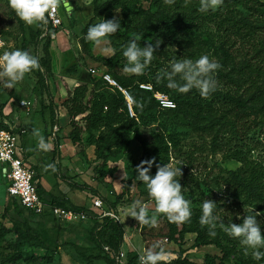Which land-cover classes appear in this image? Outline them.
<instances>
[{
	"label": "rangeland",
	"instance_id": "rangeland-1",
	"mask_svg": "<svg viewBox=\"0 0 264 264\" xmlns=\"http://www.w3.org/2000/svg\"><path fill=\"white\" fill-rule=\"evenodd\" d=\"M78 1L80 5L75 4V9L69 16L62 6L61 0H56L61 24L53 34L50 47L54 75L47 77L50 93L57 104V125L52 130L50 128L49 111L47 108H42L47 101L45 99L42 103L37 94L38 90L35 88L37 78L34 76L33 71L25 74L24 78L14 84L12 88L4 86L6 78H0V106L3 103L6 105L4 110L9 114V126L20 137L22 154L26 157L32 154L35 158V163L28 161V165L37 166L41 185H44L47 181L51 184L50 189L55 192L58 191L60 195L69 191V187L62 180L52 175L47 165V161L52 157L51 149L54 138H57L60 157L55 159V164L60 172L65 177L90 186L108 200L118 202L115 211L118 220H121L125 237L121 248L124 257L121 263L117 262V264H127V258L131 256L139 258V262L135 261L134 264H141L140 258L148 250L162 253L163 260L170 261L176 257L173 251L179 249L177 241L167 240L171 222L165 214L156 212L155 201L144 194L146 185L143 182L141 184L136 182L133 178V173L143 153L140 142V139H143L147 147L152 150L148 159L154 161L151 175L155 174L158 165L179 166L182 174L178 177V182L182 186L183 196L190 202V209L201 211V205L207 199L212 200L217 205L214 210L217 217L214 229L216 234L211 235L209 244L191 248L189 246L193 243L195 233L188 232L185 234L182 247L187 248L184 253L187 259L201 263L205 255H210L215 259V264H236L240 260H252L256 264H264L262 261L254 260L252 250L246 249L238 238L229 236L220 226L221 224L227 226L231 223L242 222V218L250 215L249 211L251 210L242 203L241 199L228 197L224 187H217L211 182L212 178L220 172V169L230 170L240 165L236 160L227 157L226 146H229V144L232 146L235 139H232L224 130H221L217 137L219 149L213 152L211 142L215 135L214 131L202 132L194 129L181 116L166 115L162 110L154 112L153 119L150 115H146L144 119H141L133 112L131 115L128 109V118L133 117L135 120L134 122L128 121V129L119 128L118 135L115 136L109 154L105 159L99 158V153L104 144L98 140L101 135L107 133V129L101 127L86 131L82 120L84 114L74 118L77 126L82 130L79 134V140L77 142L71 141L69 133L72 127L67 119L59 117V106L63 99L67 97L68 92H72L76 86L84 84L78 79L80 70L90 72L95 79H102L109 83L102 76L103 74L108 75L106 67L94 58L97 56L110 57L104 49H112L109 41L105 39V42L99 45L91 42L88 51L92 58L83 55L79 43V32L92 16V0ZM102 1L105 0H98V4ZM141 6L145 10L148 9L147 2H142ZM148 12L153 13L154 9H148ZM15 13L16 11L11 7L10 0H0V57L5 52L21 50V31ZM113 14L119 16L118 11H113ZM24 27L27 37H29L30 29H27L25 25ZM145 39H154L155 43L160 41L159 47L166 54L161 67L147 66L144 73L139 75L147 80V82L141 84L149 85L153 90L157 88L158 90L154 94H163L174 104H176L174 91L159 90L160 87H165L166 82V79L163 81L160 79L162 72L168 69L173 60L184 58L195 60L206 54L210 59L221 64L219 69L221 71L228 70L231 66L220 50L219 41L216 38L209 39L205 35L193 36L185 33L175 38H167L166 35L159 36L150 30ZM42 43V38L39 39L36 35H32L31 42L27 46V52L35 58L41 57L43 55ZM120 60V63L114 68V72L120 76L133 75L124 71L126 58L123 57ZM91 70H95V73L93 74ZM157 76L160 77L157 78ZM214 78L218 88L225 89L228 87L222 79L217 77V72L214 74ZM63 81H65V84ZM86 86L85 100L89 97L92 84ZM124 91L122 90L123 94ZM5 100L7 101L5 102ZM22 100L30 102L28 109L21 106ZM155 100L157 101L156 98ZM126 101L127 108L130 102L132 110V100ZM204 102L206 106L214 110L212 115L205 117L206 121H210L223 112L221 105H217L214 98H207ZM157 103L163 108L158 101ZM45 116L47 120H45ZM125 119L124 116V121H126ZM45 131H49L47 140L43 139ZM258 140L260 142L258 148L251 151L247 156L264 162V134H261ZM35 170H33L34 174H36ZM6 171V167L0 163V264L7 257L14 255L16 249L22 252V258L7 264H107L102 260L86 263L78 257L71 246L59 247L48 260L46 256L49 254L41 248L31 247L22 241L14 245L16 234L12 230L3 231L2 228V226L9 229L12 227L8 216L13 215L12 198L6 192ZM44 187L46 186L44 185ZM71 193V197L78 205L86 206L88 209L92 206V201L96 197L88 189L84 191L71 190ZM137 201L140 202L141 206L148 209L149 217L156 220L155 227L142 225L134 217L126 216L127 210ZM5 207L8 208V212L4 211ZM57 220L62 226H66L63 220ZM82 223L90 224L87 219L81 221ZM257 223L263 232L264 219H258ZM74 224H78V222ZM177 227L179 229L180 225H177ZM63 237L66 239V236ZM76 238L78 243L84 247L89 246L86 247V253H99V249L94 247L93 242L84 237L78 236ZM154 245L156 247H153ZM225 253L228 254L226 259L223 258ZM104 254L110 257L107 252Z\"/></svg>",
	"mask_w": 264,
	"mask_h": 264
},
{
	"label": "trees",
	"instance_id": "trees-1",
	"mask_svg": "<svg viewBox=\"0 0 264 264\" xmlns=\"http://www.w3.org/2000/svg\"><path fill=\"white\" fill-rule=\"evenodd\" d=\"M142 2H147L148 9H154V12L149 13L148 9L145 10L141 6ZM198 9L199 0H174L171 4L165 3V0H105L98 4V0H92V16L79 32L81 51L83 55L92 58L88 51L92 41L85 39L91 26L102 20L119 19L120 29L117 33L105 38L115 50V55L94 58L106 67V73L117 86L102 79H95L90 72L80 70L78 79L84 84L68 92L61 103L67 111L68 121L72 127L69 138L73 142L79 140L82 128L77 126L74 118L84 114L82 120L86 131L101 127L107 129V133L101 135L98 140L104 144L99 158L105 159L115 136L118 135L119 128L128 129V121L135 120L133 117L128 118L127 101L122 90H125L132 100V112L141 119H144L146 115L152 116L153 119V113L162 110L166 115L181 116L194 129L202 132L214 131L215 135L211 142L213 152L219 149L217 137L221 130H224L232 139H235L232 146L231 144L226 146L227 157L236 160L240 165L235 169H220L211 182L217 187H224L228 197L241 199L242 203L251 209L249 214L256 215L258 222V219H264V162L257 158L252 159L247 154L258 148L260 143L258 137L264 134V0H223V4L215 11L201 13ZM113 11H118L119 16H115ZM46 13V22H36V29L28 33L30 38L27 37L23 21L17 13L15 16L21 31V50L27 51L32 35L43 39L41 46L43 55L36 58L39 67L32 71L37 78L35 85L37 94L42 103L45 99L47 101L42 108H47L49 111L52 130L57 125V104L50 93L47 77L54 75L50 47L51 35L57 28L50 25ZM150 30L159 36L166 35L167 38H175L185 33L193 36L205 35L209 39L216 38L219 41V48L231 65L228 70L217 71V77L222 79L228 87L220 89L216 86V90L207 97L214 98L215 103L221 105L223 112L219 116L213 117L210 121L205 120V117L212 115L214 110L206 106L204 101L207 98L201 97L196 89L186 94L179 93L167 87L166 81L165 87H160L159 90L174 91L176 104L172 109L161 108L153 96L157 88L147 90L139 87V84L147 82L146 78L137 75L120 76L114 72V68L123 58V49L131 39L134 38L141 47L149 43L155 44L154 39H145ZM165 54L166 52L158 46L148 66L161 67ZM87 84H92V88L88 99L85 100ZM5 107V103L0 106V128L10 129L15 133V130L9 126V114L5 112ZM48 133L49 131H45L44 140H47ZM140 142L143 153L137 167L142 161L148 160L152 153L145 140L140 139ZM51 151L52 157L47 161V165L55 178L62 180L70 190H90L96 196L95 198H101L111 210L116 209L118 205L116 200L110 201L90 186L65 177L60 172L55 164V159L60 157L57 138H54ZM23 157L27 160L26 156L23 155ZM29 166L32 170L36 169L33 180L38 195L47 207L58 206L76 212L89 211L86 206L74 204L64 193L60 195L58 191L45 190L40 183L37 166ZM136 169L133 178L141 184L142 182L137 179ZM144 194L150 196L147 188ZM9 197L12 198L13 215L8 216V219L12 227L9 229L2 226V228L3 231L12 230L16 234L14 245L22 241L31 247L41 248L49 254L46 256L48 260L59 247L71 246L78 257L86 263L102 260L107 264H117L125 237L119 220L110 216L89 217L87 221L90 224L64 221L66 226H62L57 220L59 218H56L49 208L46 207L42 213H35L23 207L15 197ZM4 211L9 210L5 207ZM200 215V210H193L188 222L170 223L167 240L177 241L179 249L173 251L175 258L170 261L162 260L159 264H215V259L210 255H205L201 263L190 261L184 255L187 248H183L182 243L188 232L195 233L193 243L189 247L196 248L210 243V229L208 226L200 225ZM177 225H180L179 229ZM63 236H66V239ZM78 236L93 242L94 247L99 249V253H86V247L89 246L84 247L78 243L76 238ZM105 246L108 248L107 251L104 250ZM105 252L110 254V257L104 254ZM22 255V252L16 249L15 254L7 257L1 264L21 259ZM227 255L225 253L223 258L226 259ZM135 261L139 262L137 256L127 258V264H134ZM260 261L264 262V259ZM236 264H256V262L240 260Z\"/></svg>",
	"mask_w": 264,
	"mask_h": 264
},
{
	"label": "clouds",
	"instance_id": "clouds-1",
	"mask_svg": "<svg viewBox=\"0 0 264 264\" xmlns=\"http://www.w3.org/2000/svg\"><path fill=\"white\" fill-rule=\"evenodd\" d=\"M174 0H165L171 4ZM11 7L16 11L19 18L28 25L36 22H46L45 13L48 12L56 0H10ZM223 4V0H199L201 13L215 11ZM120 21L117 18L102 20L91 26L85 36L86 40L97 45L105 42L109 37L120 29ZM160 41L155 44H147L141 47L133 38L123 49L122 55L126 58L124 71L133 75H142L147 66L153 60V53L159 46ZM105 52L115 55V50L105 48ZM39 67L38 60L27 51L15 50L5 52L0 57V78H6L4 86L12 88L14 84L21 81L25 74ZM221 68V64L208 55H201L198 59L184 58L173 60L167 70L162 72L160 79H166L167 87L175 89L179 93H188L196 89L201 97L207 98L216 90L214 74ZM42 146H44L42 144ZM46 147V146H45ZM153 160L142 161L136 169L137 179L146 185L150 197L155 201V210L167 216L170 222H188L192 216L190 202L182 194V186L178 182L181 176L179 166L163 164L157 166V171L151 175ZM146 165V166H145ZM217 207L212 200H205L201 205L199 223L208 226L210 235H215L217 217L214 210ZM258 215V214H257ZM126 216L134 217L142 225L156 226V220L148 215V209L135 202L128 210ZM231 237L238 238L246 249L252 250L253 259L260 261L264 259V234L257 223L256 215H247L240 223H231L227 226L220 225ZM153 247H156L155 245ZM141 264H159L164 259L162 253L152 250L146 251L140 258Z\"/></svg>",
	"mask_w": 264,
	"mask_h": 264
},
{
	"label": "built area",
	"instance_id": "built-area-1",
	"mask_svg": "<svg viewBox=\"0 0 264 264\" xmlns=\"http://www.w3.org/2000/svg\"><path fill=\"white\" fill-rule=\"evenodd\" d=\"M46 14L48 21L53 28H57L61 24L55 4ZM91 71L93 74L95 73V70ZM102 76L110 84L117 86L116 82L111 79L109 75L103 74ZM140 87L151 90V86L149 85L140 84ZM124 95L126 100L131 101V98L127 92L124 91ZM154 97L163 108L175 106V104L171 100L167 99V97H165L163 94L156 93L154 94ZM29 104L30 102L28 101H21V106L27 109ZM128 105H130V102ZM129 112L132 115L131 108L129 109ZM0 163L3 164L7 169V194L9 196L15 197L18 202L26 209L32 210L35 213H42L47 206L43 202L42 198L38 195L36 184L33 180L34 172L28 165V161L23 157L20 137L10 129L8 130L0 128ZM47 208L51 210L52 214L56 218L68 223L81 222L88 219L89 217L102 218L105 216H110L118 220L116 211L111 210L107 205H105L103 200L98 197L92 201V206L87 212H76L58 206ZM104 249L108 250L106 246ZM123 257L124 254L120 252L117 261L121 263Z\"/></svg>",
	"mask_w": 264,
	"mask_h": 264
},
{
	"label": "crops",
	"instance_id": "crops-1",
	"mask_svg": "<svg viewBox=\"0 0 264 264\" xmlns=\"http://www.w3.org/2000/svg\"><path fill=\"white\" fill-rule=\"evenodd\" d=\"M66 1H68L71 5H72V9L70 10V12H67L66 10H65V8H64V6H63V8H64V10L69 14V16H70V13H72V11H74V9H75V4L76 5H80L79 4V1L78 0H66ZM89 1V0H88ZM56 5V4H55ZM56 7H57V5H56ZM79 11H81V10H79ZM92 11V10H91ZM57 12H58V7H57ZM23 24L26 26V28L27 29H30V30H35L36 29V23H34V24H32V25H28V24H26L24 21H23ZM51 38H53V34L51 35ZM63 83L65 84V81H63ZM59 113H60V115H59V117H63L64 119H67L68 120V114H67V111H66V109L63 107V106H59ZM45 120H47V118H46V116H45ZM28 152L30 153V151L28 150ZM30 156V157H29ZM27 161H32V163H35L34 162V157H33V155L32 154H29V155H27ZM43 180H45L44 178H42ZM44 185L46 186V187H44ZM44 185H42L43 187H44V189L45 190H47V191H53V190H51L50 189V186H51V184L50 183H47V181H46V183L44 184ZM72 193H71V190L69 189V191L66 193V196L74 203V204H78V203H76L74 200H73V197H71L72 195H71ZM121 221V220H120Z\"/></svg>",
	"mask_w": 264,
	"mask_h": 264
},
{
	"label": "water",
	"instance_id": "water-1",
	"mask_svg": "<svg viewBox=\"0 0 264 264\" xmlns=\"http://www.w3.org/2000/svg\"><path fill=\"white\" fill-rule=\"evenodd\" d=\"M61 2H62V5L64 6L65 10L67 12H70V10L72 9V5L66 0H61ZM128 107H129V109L131 108L130 105H128Z\"/></svg>",
	"mask_w": 264,
	"mask_h": 264
}]
</instances>
